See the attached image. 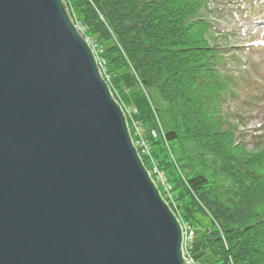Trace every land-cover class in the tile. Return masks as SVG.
<instances>
[{
  "label": "water",
  "instance_id": "1",
  "mask_svg": "<svg viewBox=\"0 0 264 264\" xmlns=\"http://www.w3.org/2000/svg\"><path fill=\"white\" fill-rule=\"evenodd\" d=\"M63 0H0V264H190Z\"/></svg>",
  "mask_w": 264,
  "mask_h": 264
},
{
  "label": "trees",
  "instance_id": "2",
  "mask_svg": "<svg viewBox=\"0 0 264 264\" xmlns=\"http://www.w3.org/2000/svg\"><path fill=\"white\" fill-rule=\"evenodd\" d=\"M63 1L81 35L104 48L108 75L127 71L166 103L167 125L145 129L158 134L142 161L149 172L153 160L165 172L176 210L158 187L181 222L209 219L191 244L194 260L264 264V169L260 159L240 156L234 125L218 111L222 56L208 43L205 17L212 0Z\"/></svg>",
  "mask_w": 264,
  "mask_h": 264
},
{
  "label": "rangeland",
  "instance_id": "3",
  "mask_svg": "<svg viewBox=\"0 0 264 264\" xmlns=\"http://www.w3.org/2000/svg\"><path fill=\"white\" fill-rule=\"evenodd\" d=\"M205 17L212 28L208 43L218 48L222 56V62L216 68L223 78L222 87H218L219 91L217 88L222 99L219 114L225 123L234 125L236 146L244 152L237 148L240 156L248 154L249 158L260 159L258 165L264 169V0H212L205 10ZM80 33H83L81 25ZM85 39L92 47L96 61H104V48ZM102 72L108 75L103 69ZM128 73L121 71L109 75L107 83L121 106L133 139L139 135V124L145 129L162 128L161 123L167 125V115L166 103L158 93L144 90L138 82L126 77ZM163 192L175 209L173 199L165 190ZM199 218L202 226L193 227L196 238L210 224L207 217Z\"/></svg>",
  "mask_w": 264,
  "mask_h": 264
},
{
  "label": "built area",
  "instance_id": "4",
  "mask_svg": "<svg viewBox=\"0 0 264 264\" xmlns=\"http://www.w3.org/2000/svg\"><path fill=\"white\" fill-rule=\"evenodd\" d=\"M76 27L78 30H80V25L79 23H75ZM97 64L98 67L100 69V72L103 76V78L107 81L109 75H104V73L102 72V69L104 72H106V68H105V62L102 61L101 59L98 60L97 59ZM140 133H142V131H140ZM153 136H156V132L153 131L152 132ZM137 146L142 148V151L147 155V156H151V148L150 145L145 141H142L140 143V141L137 142ZM153 174L156 178V181L158 183L161 184V186L164 188V190L170 195V190H171V185L168 183L166 176L164 174V172L160 171L156 166L153 169ZM171 197V196H170ZM183 229V243H182V249H183V256L184 258L188 261V263L190 264H196L195 261L193 260V258L190 255L189 252V244L192 242L193 240V231L190 229V227L188 225H183L182 227Z\"/></svg>",
  "mask_w": 264,
  "mask_h": 264
},
{
  "label": "bare ground",
  "instance_id": "5",
  "mask_svg": "<svg viewBox=\"0 0 264 264\" xmlns=\"http://www.w3.org/2000/svg\"><path fill=\"white\" fill-rule=\"evenodd\" d=\"M129 128V127H128ZM145 132H143V133H140V131H138V133L140 134V135H138V137H134L133 139H132V134H131V132H130V136H131V139H132V143H133V145H134V147H135V149H136V151H137V153H138V156H139V158L141 159V161L143 160L142 159V156H144V157H146L147 155L142 151V148L141 147H139V146H137V142L138 141H140V143L142 142V141H145V142H147V135L148 134H152V132H153V129L152 130H150V131H148L147 132V130H145V128H142ZM142 163H143V161H142ZM144 165V164H143ZM156 179V178H155ZM166 203H167V201H165ZM168 204V203H167ZM168 206L170 207V205L168 204ZM171 209V208H170ZM172 210V209H171ZM176 216V215H175ZM182 229V228H181ZM182 237H183V231H182Z\"/></svg>",
  "mask_w": 264,
  "mask_h": 264
}]
</instances>
